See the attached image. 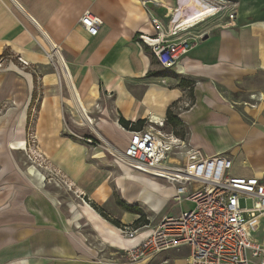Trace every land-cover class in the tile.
<instances>
[{
	"label": "crops",
	"instance_id": "1",
	"mask_svg": "<svg viewBox=\"0 0 264 264\" xmlns=\"http://www.w3.org/2000/svg\"><path fill=\"white\" fill-rule=\"evenodd\" d=\"M228 1L237 9L235 26H229L225 11L193 27L190 33L201 40L168 71L138 35L151 32V15L167 25L168 11L179 0H0V110L10 105L0 115V264H132L125 250L149 236L164 218L192 208L190 203L185 210L178 208L176 190L165 181L133 170L128 175L121 167L123 174L111 185L108 171L97 162L64 151L56 134L62 128L58 118L66 113L83 119V110L92 120L80 127L108 135L105 139L116 146L107 131L122 130L125 150L130 134L117 123L120 117L133 122L164 119L177 105L187 144L207 157L225 154L233 161L235 176L264 179V0ZM86 11L103 21L94 37L80 23ZM51 45L59 48L74 83L60 89L49 78L51 72L43 75V82L50 83H44L37 128L53 140L50 148L59 143L51 156L45 151L53 161L43 162L66 177L89 205L78 198L61 199L64 191L53 192L35 168L25 169L24 161L8 156L25 149L24 140L11 141V146L7 142L27 129L37 100L35 70H50L49 62L40 61V48L47 53ZM31 67L32 72L27 70ZM189 99L193 105L186 109ZM116 192L119 206L112 207ZM90 203L123 226L142 218L148 227L128 239ZM190 254L183 247L133 264H189Z\"/></svg>",
	"mask_w": 264,
	"mask_h": 264
},
{
	"label": "built area",
	"instance_id": "2",
	"mask_svg": "<svg viewBox=\"0 0 264 264\" xmlns=\"http://www.w3.org/2000/svg\"><path fill=\"white\" fill-rule=\"evenodd\" d=\"M187 2L189 6L184 7ZM233 5L228 0H179L177 6L168 11L167 25L151 15V32L140 31L138 39L164 70H173L201 40V35L190 33L193 27L225 11L229 26H235L237 9ZM80 23L92 37L103 25V21L90 11L84 13ZM50 47L46 53L48 59L55 60L64 74L57 61L59 48ZM62 62L70 77L63 58ZM61 78L68 84L64 75ZM192 105L189 99L185 108ZM145 121L143 129L138 131L121 126L130 134L128 146L123 151L110 143L109 146L100 134L97 138L107 145L105 151L136 172L174 187V200L188 202L192 208L178 217L164 218L149 236L124 251L126 260L132 264L149 261L165 252L188 247L189 264H264V179L233 175L231 158L225 154L207 157L191 147L175 129L168 127L167 117L151 116ZM84 141L93 144L91 138ZM146 227L148 225H130L120 230L126 238L134 239Z\"/></svg>",
	"mask_w": 264,
	"mask_h": 264
},
{
	"label": "rangeland",
	"instance_id": "3",
	"mask_svg": "<svg viewBox=\"0 0 264 264\" xmlns=\"http://www.w3.org/2000/svg\"><path fill=\"white\" fill-rule=\"evenodd\" d=\"M234 1L236 2L237 0H234ZM201 24H205V23H201ZM40 49H41L40 51L43 53V57L42 59H40V61H44V63L49 62L46 65L47 67H50L49 68L50 70L49 71L45 69L35 70L34 67L27 69L30 72H32V70L36 71L34 75L37 78V82H36L37 100L29 110L27 129L23 130L20 133V135L17 137V139H12L10 141L7 140L8 145H10L11 144L10 142L14 140L15 141L24 140L26 142L25 149H23L22 151L12 150V153H9L7 151L8 156L11 157L13 161H24L23 168L25 169H27L28 166L35 168L36 169L35 171L40 174V176H38L40 177V180L42 179L43 184L47 185V187L53 190V192L64 191V194H62L61 199L64 200V198H67V200H69L73 197L74 199L78 198L83 203L85 201L88 204V201L84 198V196L80 198L78 194L75 193L77 191L76 188L74 187V185H72V183L68 182L66 177H64L60 173L59 175L54 170L50 169L47 166L48 164L43 162V161H53L49 156H51V152L56 153V146L59 143H60L59 145L63 147L64 151L66 152L69 151V153L74 155V158L76 156L78 157V159H81L82 156H86V161L97 162L98 168L102 169L103 171L107 170L108 174L110 175L111 185H114L116 181L118 180V178L123 174V170L121 167L124 168L125 174H128V173L132 174L133 169H131L128 165L123 163L119 158L116 159V157H114L113 155H110L107 151H105L104 149L107 148V145L103 141H101V139L97 138L98 133L91 134L93 132L89 133V131L81 128L80 125L84 126L85 121H83V119L81 118L72 117L69 113L68 114L66 113V115L64 114L65 115V116L63 115L64 117L58 118L62 128L56 134V139L60 142L57 143V145L54 146L53 149L50 148V146L53 144V140L49 141L48 133L40 132L39 129L37 128V124L39 126L41 122L40 121L41 119H38L39 111H40V99H42V97L44 96L46 92L45 84L50 83L48 80L46 83L43 82V79H44L43 75L48 72H51V76L49 78L52 79L51 81L54 80L55 81L54 83H57L60 89H63L64 85L66 84L64 81L62 82V78L60 79V76L63 77V73L59 70V66L57 62L55 60L54 61L49 60L45 53L44 48L43 49L40 48ZM13 59H15L14 61L17 64H19L22 68H26L25 65L20 64L17 58H13ZM53 74L55 76H53ZM56 89L58 90V88ZM101 93L104 94L102 87H101ZM106 97L108 98V95H106ZM9 106L10 105H8L7 103L3 104L1 106L0 115H2L8 109ZM102 122L107 123L106 121H102ZM118 130L121 133H124L122 130L120 129ZM119 131H117L116 129L112 130L111 132L107 131V133L108 134L110 133L109 135H111L114 138V140L117 143V146L116 144L112 143L110 140L109 142L107 139H106V143H108L109 146L111 144L112 147H116L117 149L123 151V147H125L127 138L124 135H122ZM7 136H10L9 131L5 132V137L7 138ZM106 136L108 137V135ZM107 137H102V138L104 140ZM88 138H91L93 140V144L90 145L84 141V139H88ZM42 139H45V142L43 141L42 143ZM0 141H1V138H0ZM0 149H1V142H0ZM46 150H49L50 152L48 153L50 154L49 156L46 154L45 152ZM104 152L106 154V158H105ZM98 154H103V158L105 159H103V161L93 159V156L98 155ZM119 197H120L119 193L116 192L115 198L114 200H112V207H116V205L117 207L119 206V202H120ZM176 204L178 205L177 206L178 208H182L184 210L191 207L189 203L179 204L177 202ZM242 206L243 207L246 206V203L244 201H242Z\"/></svg>",
	"mask_w": 264,
	"mask_h": 264
},
{
	"label": "trees",
	"instance_id": "4",
	"mask_svg": "<svg viewBox=\"0 0 264 264\" xmlns=\"http://www.w3.org/2000/svg\"><path fill=\"white\" fill-rule=\"evenodd\" d=\"M190 87V86H189ZM191 90V89H190ZM36 94H34L33 96V101L35 100V96ZM177 107V105H174L172 107V109H170L168 111L167 114V124L168 127L173 128L176 130V134L185 138L187 135V131L185 129L184 124L178 119V117L176 116V112H175V108ZM119 124L120 126H122L123 128H125L126 130H142L143 127L146 124L145 120H140L137 122H131V121H127L126 119H124L123 117L119 118ZM179 129V130H177ZM91 207H93L96 211H98L105 219L110 220L114 225H116L118 228H123L124 226L119 223L116 220H112L110 219L99 207H97L96 205H94L93 203H90ZM135 227H139V226H145L146 224H143V220L142 218L137 221L135 224H133Z\"/></svg>",
	"mask_w": 264,
	"mask_h": 264
},
{
	"label": "bare ground",
	"instance_id": "5",
	"mask_svg": "<svg viewBox=\"0 0 264 264\" xmlns=\"http://www.w3.org/2000/svg\"><path fill=\"white\" fill-rule=\"evenodd\" d=\"M62 54H57V61H58V63L60 64V66L61 67H63V72H64V76H65V78H66V80H67V83H74V81L72 82V80H73V78H71V75H70V77H69V75L67 74V72H66V70H65V68H64V65H63V62H62ZM59 70H60V68H59ZM61 72H62V69L60 70ZM69 74H71L70 73V70H69ZM75 85V84H74ZM73 85V86H74ZM70 88H72V86H71V84H70ZM80 101V100H79ZM78 102V101H77ZM81 103V102H80ZM83 105V104H82ZM81 105V106H82ZM77 106V105H76ZM80 106V105H79ZM83 107V106H82ZM83 109V108H82ZM78 110H80V108L78 109ZM81 114H82V117H83V121H85L86 123H88V124H90V122H91V118L90 117H86L85 116V114H84V112H83V110L81 111ZM118 123V122H117ZM118 127L119 128H121L119 125H118ZM120 159V158H119ZM121 160V159H120ZM123 162V161H122ZM124 163V162H123ZM126 164V163H125ZM127 165V164H126ZM130 167V166H129ZM131 168V167H130ZM132 169V168H131ZM135 171V170H134ZM128 175H129V173H128ZM32 185V184H31ZM169 190V189H168Z\"/></svg>",
	"mask_w": 264,
	"mask_h": 264
},
{
	"label": "water",
	"instance_id": "6",
	"mask_svg": "<svg viewBox=\"0 0 264 264\" xmlns=\"http://www.w3.org/2000/svg\"><path fill=\"white\" fill-rule=\"evenodd\" d=\"M202 39H203V40H206V39H208V37H207V36H205V37H203Z\"/></svg>",
	"mask_w": 264,
	"mask_h": 264
}]
</instances>
